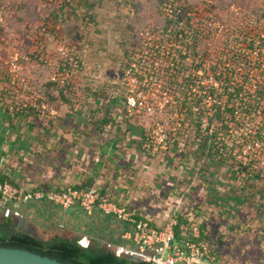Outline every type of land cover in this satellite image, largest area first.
<instances>
[{
  "label": "rangeland",
  "instance_id": "rangeland-1",
  "mask_svg": "<svg viewBox=\"0 0 264 264\" xmlns=\"http://www.w3.org/2000/svg\"><path fill=\"white\" fill-rule=\"evenodd\" d=\"M179 1L181 3L176 1L174 4L187 5L192 11L194 19L192 24L202 31L196 52H193L195 49L193 46H190L192 50L184 51L183 56L187 57L188 66L183 73L174 71L166 62L161 61L164 58L160 48L161 43L170 41V37L162 36L165 15L160 12V8H166V14L170 15L171 10H174L171 0H88V3L92 4V8L120 9V15L119 13L117 15L120 24H118L120 64L113 79L120 82V99L124 102L130 91L126 85L128 77L137 78L136 85L131 89L143 93L148 104L155 109L152 114L135 116L134 119L143 128L144 139L151 137L157 126L163 127L167 144L160 147L156 158L163 161L168 153L177 154L178 164L183 152L202 148L216 158L223 181H227L230 173L236 174L234 183L237 185L238 193H241L240 196L237 195L240 198L238 202L235 201L234 195L226 196L229 189L223 182L217 190L203 188L204 195L199 199L200 202L212 203L211 205L214 206L208 207L211 210L196 216V219L201 223L206 234L213 235L212 240L216 242L220 263L264 264V196L259 190L260 186L264 187V177L257 178L260 172H264L262 164L264 154L259 159L255 154L245 155L247 143L243 141L244 133L239 130L240 123L244 119V116L239 118V115L244 113V109L239 104L247 99L248 104L258 108L256 104L251 103L254 102L252 97L257 95L259 87L264 85L261 74L263 70L259 67L263 59L261 54L264 53V0ZM49 3L54 5L53 8L67 6V3H62L60 0H52ZM68 41L67 39L66 42ZM252 42H255L253 46ZM69 43H63L59 47L56 55L58 60L53 62L54 66L46 55L43 62L46 69L44 78L46 85L59 84L62 87L72 84L74 86L75 83L77 86L79 80L82 81L80 82L82 85L84 84L81 77L71 78L65 83L60 82L65 77L66 70L70 68L72 59L83 58L81 54L84 45H78L75 50ZM80 47L83 50H80ZM14 51L22 53L19 48L13 49L12 52ZM159 51H161L160 55ZM48 56L52 57V54ZM82 61L85 63L84 59ZM84 69L83 66L82 71L80 70L81 74ZM20 76L21 80L27 81V84L22 85L21 80L14 85L10 82L16 93L21 92L19 88H23L22 93H24L22 97L14 95L15 99H12L14 104L23 100L28 101L31 92L36 90L35 86H32L31 79L22 76L21 73ZM188 78V85L193 90L188 96L193 100L189 104V107H192L190 116L187 113L188 108L180 106L183 102L180 95L173 92L170 96L165 93V87L168 85L171 87L168 84L171 80L178 84V82H186ZM241 86L244 87L242 96L233 99L229 95L221 97L225 92L222 91V87L240 88ZM37 95L40 96L38 92ZM40 98L42 100V96ZM30 101L31 99L28 102ZM47 105L50 108L49 104ZM230 106L237 110L234 116L229 113ZM218 108H222L223 111V118L220 120L216 115ZM261 109L263 111V106ZM248 112L255 119V111ZM56 116L48 113L41 117L49 120L50 117ZM256 120L258 123L261 122L260 116H257ZM150 144L152 147L159 146L153 141ZM143 145L144 143L142 150ZM209 157L204 153L200 158L202 162L207 163ZM251 158L253 161L245 164L246 160ZM48 161L51 164L52 158L50 157ZM50 164L45 162L43 166L47 168ZM31 168L36 170V166ZM32 174L35 176L34 172ZM247 187H251L252 190H245ZM217 191L219 195L216 196ZM236 204L237 212H234L233 206ZM25 206L22 213L26 219L12 220L14 233H29L38 239H81L84 245L86 241L87 246H91L96 241L107 243L119 239L124 229L119 220L102 213L91 217L83 209L63 211L56 205L48 203ZM3 218L5 217L0 212V231L5 224ZM205 219L209 224L204 227L208 222Z\"/></svg>",
  "mask_w": 264,
  "mask_h": 264
},
{
  "label": "crops",
  "instance_id": "crops-1",
  "mask_svg": "<svg viewBox=\"0 0 264 264\" xmlns=\"http://www.w3.org/2000/svg\"><path fill=\"white\" fill-rule=\"evenodd\" d=\"M47 1L7 0L8 14L0 28L4 38L0 62V171L27 191L98 189L119 207L123 208L120 203L133 206L141 218H149L158 226L174 216L197 221L196 216L211 210L208 207H214L212 203L199 200L204 195L203 188L217 190L223 182L229 189L226 196L234 195L235 201L239 200L236 174L230 173L223 181L217 160L206 150L183 152L178 164L177 154L168 153L162 161L143 152V128L127 113L120 99V82L113 79L120 64V9L92 8L88 0H71L64 8H53L49 3L52 0ZM63 43L71 44L75 50L84 45L83 58L80 57L85 69L72 77L83 78L84 84L79 80L77 86H69V98L54 88L48 89L51 85L44 82L45 57L54 66ZM17 48L23 57L21 75L31 79L36 93L48 99L56 117L47 120L35 112L36 115L11 111L14 95L24 94L21 88L19 93L14 91L5 66ZM204 153L210 155L207 163L200 158ZM45 162L49 167L43 166ZM35 166L36 170L31 168ZM259 190L264 196V187ZM216 193L219 195V191ZM28 202L16 204L14 212L19 215L3 218L5 223L25 220V205L51 204ZM97 213L105 215L97 211L93 216ZM107 217L120 221L115 216ZM208 224L209 221L204 227ZM125 231L124 228L119 239L107 243L133 249L131 242L123 240Z\"/></svg>",
  "mask_w": 264,
  "mask_h": 264
},
{
  "label": "built area",
  "instance_id": "built-area-1",
  "mask_svg": "<svg viewBox=\"0 0 264 264\" xmlns=\"http://www.w3.org/2000/svg\"><path fill=\"white\" fill-rule=\"evenodd\" d=\"M62 3H70L71 0H60ZM8 14V3L7 0H0V28L6 21V16ZM133 15V14H132ZM4 44V38L0 34V62L2 61L1 51ZM159 46H157L159 50ZM171 51L163 52V57H169ZM262 64L259 65L261 74H263L264 81V53L261 54ZM23 57L18 51H14L10 54L9 58L5 61V66L8 68V74L11 79V83L17 84L21 80L20 67ZM162 62L165 60L162 59ZM170 67H175V63L170 61L168 63ZM84 66V62L80 58H73L70 68L67 69L65 77L60 81L65 83L74 77ZM23 79V78H22ZM137 78L134 76H129L127 79V86L129 92L125 97L124 106L127 113L131 117H139L140 115L152 114L155 109L151 107L147 98L144 97L143 93L132 90L131 88L136 85ZM22 85H26V80H21ZM263 83V82H262ZM217 85V82H216ZM220 86V83H219ZM23 89V88H21ZM166 94L171 96L173 93L171 87H165ZM235 87L230 88V92H235ZM240 95L242 96V91L244 89L241 86ZM258 89V88H257ZM193 90L190 87L191 93ZM234 95L232 97H239ZM31 99L30 102H28ZM28 101H21L11 105V111L13 112H26L28 109H32L35 113L40 116H45L50 112L51 109L47 104L41 101L39 95L36 92H31ZM190 100V99H189ZM190 101H193L192 99ZM256 104L255 102H251ZM244 110L243 114H238L244 119L240 123L239 130L244 133V143L245 155L255 154V157L259 159L264 154V102L261 104H256L258 108H254L251 104L247 103L245 99L241 104H239ZM263 106V111L261 107ZM230 106L234 116L237 114V110ZM222 109V108H221ZM255 111V119L250 116L248 111ZM217 113V112H216ZM248 113V114H246ZM260 116L261 122L258 123L256 117ZM238 118V119H239ZM233 125V124H232ZM263 126V128H261ZM146 141V142H145ZM159 144L158 147L151 146L149 143ZM143 152L146 155H156L160 150L161 146L167 144L165 134L163 133V127L157 126L151 137L144 139ZM246 163H251L252 158L246 160ZM264 165V160L262 162ZM56 205L63 211H69L75 208L83 209L89 216H93L97 211L103 212L107 216H115L123 222L129 224L132 227L131 231L126 232L123 236V240L131 242L134 245L133 249L125 248L123 246H116L112 243L106 244V249L108 251L118 252L120 255L129 256L139 261L146 262L147 264H217L218 259L213 254L211 247L202 240V228L200 223L190 220L185 225V231H183V241H179L177 228L180 226V220L178 216H174L162 225H154L152 220L139 219L138 210L134 208L128 211L125 208L119 207L117 204L111 201L103 200L101 193L98 189H92L89 191L78 190L73 187H69L67 190L62 192H33L27 191L23 188H17L12 184L0 183V210L3 212L5 218H11L14 214L19 215L14 212L13 206L19 203H26L28 201H43ZM80 244L87 248L82 241Z\"/></svg>",
  "mask_w": 264,
  "mask_h": 264
},
{
  "label": "trees",
  "instance_id": "trees-1",
  "mask_svg": "<svg viewBox=\"0 0 264 264\" xmlns=\"http://www.w3.org/2000/svg\"><path fill=\"white\" fill-rule=\"evenodd\" d=\"M176 1L181 3V1L179 0H171V3H173L172 7L174 8V10H171L170 15L166 14L167 13L166 8H160V12L163 15H165V26L163 27V30L161 31V33H163L164 35L162 36L170 37V41L162 42L160 48L162 49L163 52H165V50H168V49L171 50L169 57L163 58L167 64L170 61H173L176 64L175 67H170L168 65L169 68L173 69L174 71L183 73L185 70H187V66H188L186 63L187 57L183 56L184 51L188 49L192 50L190 46H193V48H195L193 49V52L194 53L196 52V48L200 43L199 38H200L202 31L200 30L199 27L197 28L194 24H192V21L194 20L192 18V11H190L187 5L174 4ZM254 44L255 42H252V46ZM160 54H161V51H159V55ZM188 83H189V78L186 80V82L185 81L178 82V84L176 83V81L172 82V80L168 82V84L171 85L172 91L180 95V99L183 100L180 106L182 108H188L187 113L190 116L189 112H190V109L192 110V107H189L190 106L189 104L192 103L193 101H190L188 98V92L190 91V87ZM50 85L51 86H48V89L54 88L55 90H58L60 92L62 97L69 98V93H68L69 86L60 87L59 84H50ZM222 91H225V92L221 95V97L225 95H229V97L232 98L234 95L239 96L241 89L236 88L235 92L231 93L230 87H227V88L222 87ZM49 98L52 99V97H49ZM252 100L256 104H261L264 102V85L262 87H259V90L257 91V95H254L252 97ZM41 101L43 103L50 104L46 97H42ZM29 112H31L32 115L34 113L32 109H28V111H26L25 113H29ZM229 113L232 114L233 111L230 110ZM34 115L36 114L34 113ZM216 115L219 120L220 118H223V111L221 108H218ZM261 128H263V126ZM246 170L247 169H245V171ZM262 177H264V172H260L259 175L257 176V178L259 179H262ZM0 183L12 184L15 186V181L11 180L9 176H7L2 171H0ZM67 189L68 187L58 188L55 190L42 189V192L55 193V192L65 191ZM75 189L83 190V191L92 190L91 188L89 189L88 187L86 188L75 187ZM101 196L103 200L114 202V200L107 195L104 196L103 194H101ZM43 201L46 202V200H43ZM120 206L127 209L128 211H131L135 208L133 206L128 207L127 205L122 204V203H120ZM13 208H15V206H13ZM141 219H144V218H141ZM179 220H180V226L177 228V234H178V239L181 242L184 239L183 231H185L184 230L185 225L189 222V220L185 216L181 217ZM120 222L123 224V227L126 230L125 232L132 230V227L129 224L123 222L122 220H120ZM152 223L155 225L154 221H152ZM212 239H213V235L210 233L206 234L205 230L202 229V240L205 241L211 247L213 254L218 259L217 264H226L225 262L220 263L221 260L219 258V252L216 250V247H215L216 242L213 241ZM80 241L81 239L72 240V239H66V238L41 240L35 236H31L30 234H26L23 232L14 233V227L11 222L5 223L2 230L0 231V247L27 250V251H30L36 254H40L45 257L58 260L59 262H62V263H67V264H147L146 262H143V261H136L132 257L120 255L118 252L108 251L106 249V244H107L106 242L96 241L92 243L91 246L85 248L80 244ZM114 245L116 244L114 243Z\"/></svg>",
  "mask_w": 264,
  "mask_h": 264
},
{
  "label": "water",
  "instance_id": "water-1",
  "mask_svg": "<svg viewBox=\"0 0 264 264\" xmlns=\"http://www.w3.org/2000/svg\"><path fill=\"white\" fill-rule=\"evenodd\" d=\"M139 261L138 259H135ZM0 264H67L27 250L0 247Z\"/></svg>",
  "mask_w": 264,
  "mask_h": 264
},
{
  "label": "bare ground",
  "instance_id": "bare-ground-1",
  "mask_svg": "<svg viewBox=\"0 0 264 264\" xmlns=\"http://www.w3.org/2000/svg\"><path fill=\"white\" fill-rule=\"evenodd\" d=\"M85 246H87L86 241H85Z\"/></svg>",
  "mask_w": 264,
  "mask_h": 264
}]
</instances>
